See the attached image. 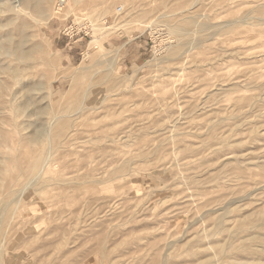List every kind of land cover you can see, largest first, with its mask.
<instances>
[{"label": "rangeland", "instance_id": "1", "mask_svg": "<svg viewBox=\"0 0 264 264\" xmlns=\"http://www.w3.org/2000/svg\"><path fill=\"white\" fill-rule=\"evenodd\" d=\"M0 264H264V0H0Z\"/></svg>", "mask_w": 264, "mask_h": 264}, {"label": "built area", "instance_id": "2", "mask_svg": "<svg viewBox=\"0 0 264 264\" xmlns=\"http://www.w3.org/2000/svg\"><path fill=\"white\" fill-rule=\"evenodd\" d=\"M72 28H73L72 23H69L68 25L65 24V25L62 27V29L59 30V32L62 33V34H67L69 30H70V31L72 30Z\"/></svg>", "mask_w": 264, "mask_h": 264}, {"label": "bare ground", "instance_id": "3", "mask_svg": "<svg viewBox=\"0 0 264 264\" xmlns=\"http://www.w3.org/2000/svg\"><path fill=\"white\" fill-rule=\"evenodd\" d=\"M95 43V40H90V41H88V44L90 45V44H94Z\"/></svg>", "mask_w": 264, "mask_h": 264}]
</instances>
